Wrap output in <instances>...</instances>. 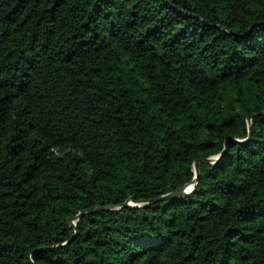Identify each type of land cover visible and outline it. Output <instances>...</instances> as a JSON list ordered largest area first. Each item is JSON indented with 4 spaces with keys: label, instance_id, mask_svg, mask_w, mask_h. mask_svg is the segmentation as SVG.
Instances as JSON below:
<instances>
[{
    "label": "trees",
    "instance_id": "trees-1",
    "mask_svg": "<svg viewBox=\"0 0 264 264\" xmlns=\"http://www.w3.org/2000/svg\"><path fill=\"white\" fill-rule=\"evenodd\" d=\"M0 264H264V0H0Z\"/></svg>",
    "mask_w": 264,
    "mask_h": 264
},
{
    "label": "water",
    "instance_id": "water-1",
    "mask_svg": "<svg viewBox=\"0 0 264 264\" xmlns=\"http://www.w3.org/2000/svg\"><path fill=\"white\" fill-rule=\"evenodd\" d=\"M198 175H199V165H198V163H196V165H195V181L192 183V185L190 187H188L186 189V192H190V191H192V189L195 188V186H196V179L198 178ZM78 218H79V216L76 219H78Z\"/></svg>",
    "mask_w": 264,
    "mask_h": 264
}]
</instances>
